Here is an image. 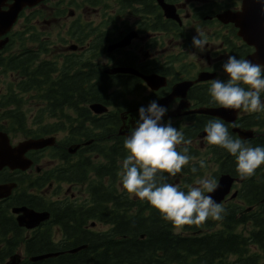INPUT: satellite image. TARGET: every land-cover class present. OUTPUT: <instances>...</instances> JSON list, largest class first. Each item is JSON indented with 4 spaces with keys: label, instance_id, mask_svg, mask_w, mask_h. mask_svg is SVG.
Segmentation results:
<instances>
[{
    "label": "trees",
    "instance_id": "obj_1",
    "mask_svg": "<svg viewBox=\"0 0 264 264\" xmlns=\"http://www.w3.org/2000/svg\"><path fill=\"white\" fill-rule=\"evenodd\" d=\"M152 1L148 0L150 12L158 9ZM94 2L92 0L93 5ZM120 2L127 6L136 0ZM28 30L27 35L19 33L18 37L12 38L10 44L18 43V51L0 54V73H17L18 93H22L17 96L10 87V93L0 97V119L18 122V131L30 137L68 130L64 141L67 138L70 141L92 138L93 143L86 146L85 151L101 154L106 162L95 164L87 155L81 162L58 172L57 179L87 180V201L81 205L68 202L53 206L55 204L49 200H36L26 193L29 191H23L26 194L23 204L52 212V224L60 227L64 240L59 245L54 244L46 231H36L28 238L23 233L18 235V245L23 243L27 253V258L19 264H264V164L255 170L253 176L242 180L234 199H227L222 204L225 208L222 221L209 218L201 226L186 225L177 231L147 201L122 190V165L118 162L122 163L128 153L124 148L125 138L117 133L119 112L134 105L130 97L143 90V83L136 76L106 73L98 64L97 58L101 55L112 59L106 51V43L114 39V31L83 24L77 19L70 24L68 31L77 39L78 46L85 45V49L69 52L60 58L53 54L50 58H41L47 53L49 41L41 38L36 30ZM27 43L38 45L34 48ZM123 63L133 64V58H126ZM185 68H180L181 73L174 78L185 74ZM25 93H30L28 97L36 98L42 105L35 120L41 124L46 121L34 130L26 126L27 116L22 109L26 102ZM90 103H101L110 110L93 114ZM51 119L56 120L54 125L47 123ZM194 121L188 126L176 121L172 126L182 131L185 139H192L205 123L200 117ZM263 124L254 116L247 119L245 126L262 127ZM244 142L251 147H264V135ZM208 150L215 166L212 177L217 179L224 173L239 176L236 158L227 150L216 145H209ZM198 153L189 145L192 158ZM191 161L177 174L183 184L178 187L185 192L193 177L202 173L198 163ZM193 166L198 169L196 173L191 171ZM90 173L94 176L92 179ZM32 186L30 183L27 187ZM248 207L252 208L246 210ZM92 221L106 227L91 229ZM84 224L86 228H82ZM4 235L0 234V237ZM83 244H86L85 248L68 252ZM47 252H58V255L33 262L28 259V256ZM2 254L0 251V263L8 256Z\"/></svg>",
    "mask_w": 264,
    "mask_h": 264
},
{
    "label": "flooded vegetation",
    "instance_id": "obj_2",
    "mask_svg": "<svg viewBox=\"0 0 264 264\" xmlns=\"http://www.w3.org/2000/svg\"><path fill=\"white\" fill-rule=\"evenodd\" d=\"M47 1L48 0L39 2L33 7L26 6L22 8L21 11H37L39 13V11L43 9L42 6L47 3ZM83 1L84 6H86L87 3H90L88 6H93L92 0ZM94 1V3L97 4L100 0ZM120 1L121 0H118V14H123V11L129 10V16H122L121 18L123 19L120 21L117 19L116 24L113 25L112 20L114 16H112V20H110V15L108 16V13H106L103 14V20L100 23H96L99 29L103 28L110 30L111 32L114 31V34L112 35L114 39L106 43V51L107 53L111 54L112 59L101 55L106 59L105 64H101L104 67V71L109 73L106 70H108L109 65H113L120 67H132L138 72L146 75L157 74L164 77L166 82L165 85L160 86L157 89L150 90L149 87L144 83V80L134 74L126 72L109 73L128 74L138 77L143 83L142 91L146 89L150 90L149 94L145 95V99L151 102H158L161 99L168 97L171 92H173L174 88L180 84V82L192 81V83L185 90L184 94L173 96L164 106L167 108V112L162 119V123L171 120L172 124L176 123V121H179V123L182 125H190L192 122H195L194 119L196 120L197 117H200L205 123L196 132L194 138L190 140L192 143L195 139H200L198 145L201 148L205 146L202 142V139L204 140L206 136L203 128L206 123L212 119H220L227 126L229 133H231L234 138H239L242 141L247 140V137L239 135V132L234 130V128H238L239 130L244 128L253 129L254 127L245 126L247 119L257 116L259 120L264 122V111L250 113L245 112L243 109H226L227 111H225L224 114V118L226 117V119L219 116L191 112L192 110L202 107H220L212 101V98L209 94L211 81L213 79L226 80L221 65L229 55L235 56L238 59H245L247 55L254 51L252 46L243 42L242 38L237 33L238 28L233 22L223 23L219 18L220 14L227 12L225 10H230L228 11L230 13L238 12L237 10L241 9L240 7L242 0H203L200 4L195 3L194 0H162L166 5L168 4L173 7L174 13L176 14V17L174 18L168 17L166 15L158 0L152 1V4L154 3L158 7V9L152 12H150L148 9V0H136V2L127 5L128 7L121 4ZM72 2L73 1L70 2L69 0V3ZM74 4L77 5V1H75ZM95 4L94 6H96ZM11 5L12 0H1L0 11H9ZM105 6L107 5L105 4ZM215 7L217 8L215 9ZM218 9L220 10L217 11ZM70 11H72V9L68 10V14ZM63 13L64 10L62 11V9H57V13L55 15L61 16ZM77 19L83 24H88L91 26L94 24V21H87L79 16L74 18L70 24ZM106 21H109V23ZM70 24L68 29L70 28ZM27 25L30 24H23L20 26L21 29L16 31V29L13 27L15 26L14 24L10 30H7L6 32H2L3 25L0 26L1 55H7L9 51H18V44L14 43L11 45L10 43L13 41L12 38L14 36L18 37V32L27 35L29 33L28 29L32 28V30H35L32 25H30L29 28ZM215 25H217V28L220 31H217L218 29L213 30V26ZM195 26H201L203 30L208 33L207 44L205 45L203 51H200L192 46V38L196 34H189L187 31H185L186 29L194 28ZM68 29L67 35L69 36ZM37 33L40 35L38 31ZM164 36L168 37L165 41L168 44L167 46L163 45ZM215 39H219V41L215 42ZM121 41L125 42V45L114 46V44ZM170 43L172 45H170ZM70 45L71 44L67 45L65 48L69 49ZM134 45H136L139 50H142L141 54L134 52ZM14 46L16 47L15 49ZM176 46L178 48H176ZM80 47L81 48L78 49L79 52L84 50L86 46L84 45ZM190 50L193 53H196L195 65H198V69L194 71L189 69L191 68L192 64H187L189 62H186V58L184 59L185 55H187ZM165 51L168 52L167 55L159 56ZM186 51H188L187 54ZM241 52L244 53L240 54ZM68 53L69 52H64L61 56ZM61 56L59 55L58 58ZM83 56H85V53H83ZM126 58H133V64H124L123 61ZM180 58H183L184 61L182 60V63L179 65V67H176V63H178L177 61L180 62ZM184 66L186 67V70L183 72L185 74L178 75L177 78H174L177 73H181L182 70L179 69L183 68ZM4 73H11L10 76H12V78L9 83H6L5 91L2 90L0 92V97H3V95H8L10 93L8 92L10 87L12 93H15L17 96H22V93H18V74L14 72ZM1 74L2 73H0V75ZM199 74H207L208 77L204 80H196ZM198 86L200 87L197 88ZM178 91H181L182 93L183 88L178 89ZM29 94L30 93H25L23 96L28 97ZM260 98L261 101L264 102V93H261ZM132 103L134 104L132 107L123 111H132L138 110L141 107H147L146 103L144 105L142 103L136 102L134 99ZM33 125L40 126L42 124L36 120L34 121ZM26 126H28L27 121ZM7 127L17 129L7 131ZM263 128L264 124L262 127H255V130L253 129L254 133L251 137L264 135L263 131H261ZM3 133L6 134L7 138ZM13 134H18V122L0 119V160L5 162V164L0 168V186H3L4 188V192H2V194L8 193L0 198V234H5L3 237H0V251L3 252L2 255H8L7 258L10 256H18V253L20 252L23 255L27 254L23 243L18 245V235L22 233L25 238H28L30 236L29 234H33L36 231H46L51 241L57 245L61 244L64 240L63 231H61L60 227L56 223L52 224L54 215L47 209L33 208L37 211L46 210L49 214V217L46 220L39 222V225L35 228L26 229L25 227L19 225L18 212H13V209L21 206H27L22 203V199L26 196L24 193L25 189L22 187L28 186L31 183L33 186L30 189H26V191H29L26 192L27 194L32 195L34 198H36V200L39 198L49 200L50 203L55 204L53 206L63 205L65 203L71 202V199L73 198L74 193L70 192L71 186L84 184L85 181L82 179L79 181H70V178H65L63 180L57 179L56 177H59L58 172L69 165L81 162L87 155H89L91 158L92 156H95V158L104 159V157L97 152L94 153L85 151V147L93 143L94 140L92 138L88 140L84 138H78L72 141H70V138H67L65 141L63 140L60 142V134L55 132V134H52L54 139L51 144L45 147L50 151L45 152L46 149L42 148L38 149L37 151L32 150L33 152L28 151L26 153V155L32 161V165L28 170H26V172H24L18 167L17 146L20 140L13 141ZM46 154L49 156L46 160L50 161L48 164L50 167L47 168L39 164L40 161L45 159ZM118 163L119 165H122L121 161ZM30 172H33V174L30 175ZM63 184L67 186L64 194H66V196L69 198L66 196L51 198L49 197V194L44 192L45 189L55 187L53 193L59 194L62 187L64 186ZM72 200H74L73 202H76L77 199L73 198ZM55 227L57 232L60 233V238L56 242L53 238V231ZM83 227L86 228V225H82V228ZM7 241H11V243H8ZM2 263L3 262L0 264Z\"/></svg>",
    "mask_w": 264,
    "mask_h": 264
},
{
    "label": "clouds",
    "instance_id": "obj_3",
    "mask_svg": "<svg viewBox=\"0 0 264 264\" xmlns=\"http://www.w3.org/2000/svg\"><path fill=\"white\" fill-rule=\"evenodd\" d=\"M206 44L203 33L193 36L194 48L203 51ZM221 67L228 79L211 81L212 101L224 109L264 111L260 98L264 93V65L229 55ZM166 112L167 108L156 101L139 108V118L129 127L124 141L128 155L122 162V190L147 201L177 229L201 226L209 218L222 221L225 208L210 195L219 187L217 179L205 176L187 192L168 182L169 177H175L193 158L189 155L191 140L185 139L171 120L162 123ZM203 131L209 145L219 146L236 158V171L241 179L250 178L264 164V147H251L239 138L234 139L220 119L209 120ZM199 167H206L204 160L199 161ZM191 171L196 173L198 169L193 166Z\"/></svg>",
    "mask_w": 264,
    "mask_h": 264
},
{
    "label": "rangeland",
    "instance_id": "obj_4",
    "mask_svg": "<svg viewBox=\"0 0 264 264\" xmlns=\"http://www.w3.org/2000/svg\"><path fill=\"white\" fill-rule=\"evenodd\" d=\"M73 1L72 3H69V0H48L47 3H45L42 7L43 9L41 11H39V13L37 11H25V14H27L30 19L28 24L32 25L33 28L38 31L40 33L41 38L46 39L47 42L49 41V45L47 46V53L42 54L40 57L41 58H50V54L53 55H61L64 52H70V51H77V46H75V48L72 49H67L65 50L66 46L69 44L72 45H76L77 44V39L72 38L70 36L67 35V29L69 27V24L72 20H74V18L76 17H81L84 20L87 21H94V23H100L103 20V14L108 13V16L110 15V20H112V16H114L113 20H112V24H116V21L118 19V21H120L122 16H129V10H125L123 11V14L119 13L118 14V8H119V2L118 0H100L97 4H95L96 6H88L87 3L86 6H84V1L83 0H70V2ZM75 1H77V5H75ZM195 3L200 4L203 0H194ZM105 4L107 6H105ZM217 7H215L216 9ZM57 9H62V11L64 10V13L61 16H56L55 14L57 13ZM72 9V11H70V13L68 14V10ZM220 9H218L217 11H219ZM36 14H33L35 13ZM26 22V18L25 16H22L17 25H16V30L21 29L20 26L25 24ZM217 25L213 26V30H217ZM212 30V31H213ZM185 31H187L189 34H198V33H203L204 36H206L208 38V33L203 30V28L201 26H195L194 28H189L186 29ZM217 31H220L219 29ZM168 37L164 36L163 37V41H164V46H167L168 44L165 42L166 39ZM192 38V37H191ZM63 39V40H62ZM215 42H218L219 39H215ZM135 43V42H134ZM18 44V43H17ZM29 44V46L36 48V43H33V45H31L30 43H27V45ZM170 45H172L170 43ZM16 47L14 46V49ZM80 48V45H79ZM176 48H178L176 46ZM134 52L136 53H140L142 52V50H139L136 45H134L133 48ZM188 51H186L187 54ZM49 54V55H48ZM168 52L165 51L164 53L160 54L159 56H165L167 55ZM186 58V62H189L187 64H192L191 68H189L191 71H194L196 69H198V65H195V61H196V53H193L191 50L188 52L187 55H185L184 59ZM183 58H180V62L177 61L178 63H176V67H179V65L182 63V60L184 61ZM98 64H105L106 59L104 58V56H99L97 58ZM11 73H2L0 75V92L3 90L5 91V87H6V83H9L11 81L12 76H10ZM227 76L225 74V81H227ZM150 92L149 89H146L144 91H140L138 93H135L134 95H132L130 97V99H134L136 102L142 103L148 106L149 103L151 101H148L145 99V95H148ZM24 100L26 101L25 104L23 105V111L26 113L27 116V125L28 126H32L34 124V120L36 115H38L39 113H41V107L42 105H39V100H37L36 98L33 100L27 96H24ZM133 101V100H130ZM69 113V112H68ZM47 120V119H45ZM55 119H51L48 122L51 123H55ZM49 123V124H51ZM34 129H37L39 126H32ZM261 131H264V128L261 129ZM65 132L64 134L60 133L59 137H63L65 136ZM24 138L23 134L18 133L17 135L13 134V141H17V140H22ZM198 142H200V139H195L191 144L192 147L195 148L196 150L199 151L198 156L194 157L192 159L191 162H197L199 164L200 160H204L206 167L202 168V173L198 176H194L193 177V181L190 182L189 184L186 185V189L187 191L189 190L190 187H194L197 186V181L205 176H212L213 175V170L215 169V166L213 165L212 161H211V153H207L208 150V143L207 141L204 139H202L203 144L205 145L204 147H199L198 146ZM47 151H50L49 149ZM96 155V154H94ZM49 156L46 154L45 159L40 161L39 164L43 165L45 168L50 167V165H48L50 163V161L46 160ZM92 161L94 163H104V159L103 158H95V156H92ZM57 163V162H56ZM34 170V169H33ZM33 174V172H30V175ZM121 175V174H120ZM89 177L92 179L94 176L92 173L89 174ZM182 178L181 176L176 175L175 177H171L169 183H172L174 185L177 186H182V182H181ZM64 185V184H63ZM238 187H240V184H236L234 185V187L232 188V190L238 189ZM55 188V187H54ZM54 188H50V189H45L44 192H46L47 194H49V197L51 198H58V196L64 197L66 196V194H64L65 189L67 188L66 185H64L60 191L59 194H54L53 190ZM71 193H74L73 198L77 199L76 202H73L74 200L71 199V202L76 203L75 205H81L83 204L82 200L88 195V190H87V180L85 181L84 184H77L74 186H71L70 189ZM67 198H69L68 196H66ZM238 201V200H235ZM92 227H89L91 229L94 230H102L104 229L106 226L102 225L100 223H96V225ZM179 229H177L178 231ZM31 235V234H29ZM53 238L56 241H58V239L60 238V233L57 232L56 227L54 228L53 231ZM20 250V249H19ZM22 251V250H21ZM21 253V252H20ZM23 255V254H22Z\"/></svg>",
    "mask_w": 264,
    "mask_h": 264
},
{
    "label": "water",
    "instance_id": "obj_5",
    "mask_svg": "<svg viewBox=\"0 0 264 264\" xmlns=\"http://www.w3.org/2000/svg\"><path fill=\"white\" fill-rule=\"evenodd\" d=\"M40 0H13V4L10 6L9 11H0V26L3 25V31L6 32L16 20L20 10L24 6H32L36 4ZM1 2V0H0ZM163 10L165 11L168 17H176L174 13L173 7L171 5H166L162 0H158ZM262 8H264V3H261V0H242L241 9L236 13L224 12L219 15V18L223 22H234L235 26L238 29V35L243 38V40L248 44L254 47V51L247 55L245 59L250 60L255 64L264 65V12H262ZM125 41V40H123ZM119 42L114 44V46L125 45V42ZM5 42V41H3ZM123 43V44H122ZM113 46V45H112ZM74 47V46H73ZM109 73L115 72H129L133 73L139 77H141L147 85L152 89H157L160 86L165 85V78L159 76L157 74H143L138 72L136 69L132 67H113L106 70ZM208 77L207 74H199L196 80H204ZM192 83V81H183L177 87L174 88L173 92L166 97L158 101V105L165 106L167 102L176 95L184 94L187 87ZM183 88V91H178V89ZM95 113H101L106 111V107L99 103H92L89 106ZM139 110V109H138ZM138 110H130L123 111L120 114V118L122 120V125L119 128V134L128 135L129 127L135 125L136 120L139 118ZM226 109L222 107L217 108H198L192 110L191 112L198 113H206L209 115L219 116L224 118V114ZM226 119V118H224ZM233 120V119H229ZM239 132V135L248 137L252 136L251 130H239L238 128H234ZM5 135V134H4ZM53 138H37V139H28L20 142L18 144V167L24 169L29 166L30 160L25 157L24 153L26 150L31 148H41L45 145L51 144ZM77 146V145H76ZM1 151V149H0ZM1 159V158H0ZM5 164V162L0 160V168ZM235 178L223 174L219 177V187L210 195L217 202H221V200L225 197L226 194L230 191L231 185ZM236 181H241V178H237ZM3 187L0 186V197L2 194ZM236 192L232 193L231 196H235ZM13 212H18V223L19 225H23L27 228H32L38 223L48 217L47 212H38L34 209L27 208L25 206H21L18 208H14ZM86 245L78 246L74 249H71V252L77 251L80 248H84ZM57 253H42L35 256L30 257L31 261H36L40 259H44L49 256L56 255ZM20 256H12L8 262L5 264H15L17 261L19 262Z\"/></svg>",
    "mask_w": 264,
    "mask_h": 264
},
{
    "label": "bare ground",
    "instance_id": "obj_6",
    "mask_svg": "<svg viewBox=\"0 0 264 264\" xmlns=\"http://www.w3.org/2000/svg\"><path fill=\"white\" fill-rule=\"evenodd\" d=\"M264 60V58H262ZM232 112V111H231ZM226 118V117H225Z\"/></svg>",
    "mask_w": 264,
    "mask_h": 264
}]
</instances>
